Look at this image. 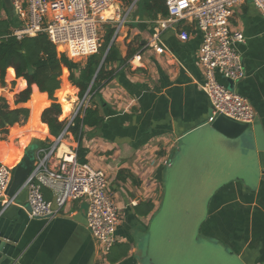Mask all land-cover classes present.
<instances>
[{
    "label": "crops",
    "instance_id": "obj_1",
    "mask_svg": "<svg viewBox=\"0 0 264 264\" xmlns=\"http://www.w3.org/2000/svg\"><path fill=\"white\" fill-rule=\"evenodd\" d=\"M138 1L113 42L126 60L112 66L113 79L94 100L103 124L99 128H83L80 141L86 152L85 163L106 175L108 192L119 210L116 244L106 262H100L96 242L86 227L84 200L67 204L50 220L30 219L26 198L18 196L16 203L0 215L18 227L11 264H161L155 249L157 232L162 225L160 222L157 226V222L163 210L165 167L176 157L184 158L183 146L192 141L204 153L218 155L221 163L230 155L242 158L247 146L249 163L259 175L254 181H246L236 173L239 171H221L213 177L194 179L197 183L220 182L207 192L205 218L197 228L196 239L190 241L197 254L192 253L191 263L214 264L215 259L217 264L221 261L264 264V179L260 176L264 171V19L249 0L235 7L229 19L230 30L244 36V42L236 49L242 58L245 77L232 89L248 100L255 112L249 133L251 144L245 145L226 140L208 127L210 102L201 90L203 71L197 59L201 34L192 23L180 22L176 32L167 30L161 34L167 51L156 54L148 43L152 22L161 16L154 20L147 18ZM130 5L131 0H120L121 16ZM0 18L10 19L12 30L19 26L4 2ZM115 26L117 23L105 25L113 30L111 39ZM179 30L189 34L187 41L179 40ZM136 56L139 60L133 61ZM63 76L59 90L63 88ZM216 79L227 85L221 76L216 75ZM67 80L66 77L68 84ZM3 84L21 86L14 90L15 95L27 87L15 73L10 77L8 70ZM72 89L74 94L66 96L72 104L67 115L64 116L58 97L56 101L61 107L59 121L64 123L78 99L79 92ZM32 93L33 86L29 101L21 105L29 109L27 122L9 128L0 139V162L11 168L19 163L32 139H42L40 143L46 146L41 147H48L54 141L40 119L41 112L51 102L46 94L38 92L48 104L39 113L42 103L36 96L31 113L28 105ZM10 102L9 107L15 108L14 102ZM222 141L226 146L221 145ZM66 143L78 146L72 133ZM42 193L52 202L51 191L44 189ZM1 206L2 201L0 209ZM19 211L25 224L18 223Z\"/></svg>",
    "mask_w": 264,
    "mask_h": 264
},
{
    "label": "built area",
    "instance_id": "obj_2",
    "mask_svg": "<svg viewBox=\"0 0 264 264\" xmlns=\"http://www.w3.org/2000/svg\"><path fill=\"white\" fill-rule=\"evenodd\" d=\"M138 0L131 5L124 16L120 14V0H9L11 11L19 26L11 31L17 40L34 38L44 34L54 46L56 53L69 61L82 64L90 56L98 54L101 47V28L117 23L113 42L123 25L127 14ZM167 16L153 21L148 47L156 54L167 50L161 41V34L167 30L176 32L180 22H190L201 34L198 63L203 71L201 90L210 102L212 116L223 115L237 123L251 125L255 112L249 101L241 97L228 82L237 84L245 77L243 62L236 46L244 42L240 32L230 30L229 19L235 7L248 0H163ZM264 19V0H249ZM116 30V31H115ZM178 38L187 41L189 34L179 30ZM139 60L136 56L133 61ZM216 75L227 83L223 85ZM18 86L0 84V102L10 106L6 95H12ZM89 90L78 98L61 134L48 147H39L35 154L30 175L21 189L7 198L11 179V168L0 162V215L16 203L21 191L26 193L27 214L30 219H52L67 204L84 200L86 202V227L96 242L97 257L105 263L116 244L115 231L120 222V213L108 192L106 175L87 163H78V146L66 143L71 135L70 128L76 117L82 118L90 107ZM212 118L209 119V122ZM3 134L0 131V139ZM52 192L56 198V210L43 196V190Z\"/></svg>",
    "mask_w": 264,
    "mask_h": 264
},
{
    "label": "trees",
    "instance_id": "obj_3",
    "mask_svg": "<svg viewBox=\"0 0 264 264\" xmlns=\"http://www.w3.org/2000/svg\"><path fill=\"white\" fill-rule=\"evenodd\" d=\"M141 11L149 19L154 20L157 16L166 17L167 10L163 0H139ZM3 8V2L0 0V11ZM13 24L10 19L0 18V82L3 85L6 71L9 76L17 79H23L26 82V89L14 96L15 108H10L4 101L0 102V131L3 135L8 133L9 128L14 125H24L29 118V109L21 107L26 104L33 93L28 107L31 113L34 107L36 96L42 103L43 109L48 102L39 93H44L51 102L50 106L41 112V123L48 128L50 136L57 138L65 128V123L59 121L61 107L56 102L54 94L60 89V77L62 71L68 73V81L79 92L78 97L82 98L89 90L90 107L86 108L82 118L76 117L73 120V126L70 128L74 139L78 142L77 161L85 163V150L80 146L82 130L85 127L99 128L103 124V118L99 116L98 109L95 106L96 94L106 86L114 77L115 69L112 66L115 63L121 64L126 59H122L119 50L114 44L110 47L102 66L97 72L99 64L105 53L113 30H109L105 35V45L98 54L90 56L83 64H76L69 61L64 56L56 53L54 46L47 40L44 34L34 38H23L17 40L12 36ZM13 69V70H12ZM66 73V74H67ZM64 77V78H63ZM62 77L63 88L56 93L73 94V89L66 83L65 76ZM96 87V88H95ZM38 90V91H37ZM39 92V93H38ZM45 95V96H46ZM63 111L65 107L60 103ZM64 112V116H65ZM62 117V115H61ZM41 146H46L44 142Z\"/></svg>",
    "mask_w": 264,
    "mask_h": 264
},
{
    "label": "water",
    "instance_id": "obj_4",
    "mask_svg": "<svg viewBox=\"0 0 264 264\" xmlns=\"http://www.w3.org/2000/svg\"><path fill=\"white\" fill-rule=\"evenodd\" d=\"M4 6L7 10L11 11V6L9 0H3ZM113 44V40L109 42L103 58L99 64L97 69H100L104 59ZM228 88L232 89V82H228ZM212 118V121L208 123V127L217 135L229 141H240L245 143V145L251 144V139L249 138V133L251 130L250 125L237 123L223 115L212 116L211 110L209 112V119ZM254 125H256L254 123ZM40 147V141L37 139H32L30 144L25 148L23 157L19 161L18 164L11 171V179L7 189L6 196L10 198L13 194L18 192L26 179L30 175V172L33 167V163L35 160V154ZM242 151V158H237L235 155L231 156L224 163H221L220 158L216 154L212 153H200L198 157H196L197 166L207 167L208 174L206 176H216L221 171L226 172H236L238 175H241L242 179L246 181H254L255 176L258 174L257 170L252 167L249 163V148L246 146ZM216 150V148H215ZM215 159L217 161H215ZM259 175V174H258ZM257 175V176H258ZM205 175L203 177H206ZM262 179H264V171L260 173ZM202 177V178H203ZM19 199H25L26 193L25 191H21ZM18 198V197H17ZM3 199L0 198V201ZM56 198L54 197L51 202V208L56 210ZM27 203V202H26ZM174 203V202H173ZM170 205V211L167 214L166 222L169 220L168 224L165 222L161 225V231L157 232V240H156V249L159 256V261L161 264H176V258H181L182 256L192 257V253L195 254L194 245L191 242H186L182 240L180 243H176L175 237L172 235L173 233V224L172 219L176 213V216L180 213L176 212V203ZM27 206V205H26ZM18 223L25 224L26 221L23 220L20 211L18 212ZM20 226V225H19ZM159 228V229H160ZM17 229L18 227L14 226V222H8L3 218H0V264H11L12 263V254L14 250V244L17 243ZM197 256V254H195ZM201 258V257H200ZM217 259V258H216ZM186 260V259H185ZM214 260V264L216 260ZM219 264H224V262H219Z\"/></svg>",
    "mask_w": 264,
    "mask_h": 264
},
{
    "label": "rangeland",
    "instance_id": "obj_5",
    "mask_svg": "<svg viewBox=\"0 0 264 264\" xmlns=\"http://www.w3.org/2000/svg\"><path fill=\"white\" fill-rule=\"evenodd\" d=\"M108 31L109 29L105 26L101 28L100 50H102L105 45V35L108 33ZM85 61H83L82 64ZM62 75H64V73ZM64 76L65 78L67 77L68 79L66 73ZM68 84L73 88V86L70 84L69 81ZM21 86H19L18 89H21ZM14 96L15 94L6 95V97L13 102H14ZM54 98L56 99V101L58 100L56 94H54ZM74 106L75 105H73V107ZM36 139L42 141V139L40 138H36ZM221 145L226 146L223 143V141L221 142ZM183 150H184L183 153L186 154L184 158L181 159L176 157L175 161L170 160V162L165 167L167 178L165 179V183H164L163 210L161 211L160 219L157 222V226L159 225L160 222H162V224L164 222L168 224L169 220L167 222L165 220L167 219V214L170 211L169 207L173 202L176 203L177 206L176 212L180 213L177 216L175 213L172 219V224H173L172 235L175 237L176 243H180L182 242V240L186 242L188 241L190 242V241H194L192 240L193 238L196 239L197 228L199 227V224L203 222L205 218V214L207 212L206 211V206L208 203L207 192L211 188H214L220 182V181H214L211 183H204V182L197 183L194 179L202 178L204 175L206 176L208 174L207 167L204 168V166H197L198 163L196 162V157H198L200 153L204 154V151H201L202 148L197 149L195 147V141H192L184 145ZM160 227L162 228V226ZM161 228L159 229V231H161ZM197 240L200 241L199 238ZM156 256L159 258L158 255ZM176 260H177L176 264H192L191 263L192 257L182 256L179 259L176 258Z\"/></svg>",
    "mask_w": 264,
    "mask_h": 264
},
{
    "label": "bare ground",
    "instance_id": "obj_6",
    "mask_svg": "<svg viewBox=\"0 0 264 264\" xmlns=\"http://www.w3.org/2000/svg\"><path fill=\"white\" fill-rule=\"evenodd\" d=\"M23 86H24V84H23ZM96 88V87H95ZM66 93L64 92V93H60V94H57V97L60 99L59 100V102L60 103H62L63 104V106L65 107V110H64V112H65V114L67 115L68 114V112H69V110H70V108H71V102H69L67 99H66ZM69 97V96H68Z\"/></svg>",
    "mask_w": 264,
    "mask_h": 264
}]
</instances>
